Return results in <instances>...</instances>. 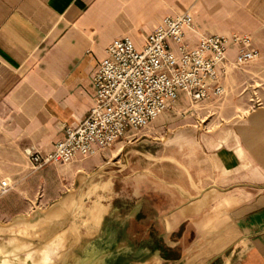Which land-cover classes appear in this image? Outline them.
I'll return each mask as SVG.
<instances>
[{
    "label": "crops",
    "instance_id": "obj_1",
    "mask_svg": "<svg viewBox=\"0 0 264 264\" xmlns=\"http://www.w3.org/2000/svg\"><path fill=\"white\" fill-rule=\"evenodd\" d=\"M187 12L193 43L248 35L262 57L232 66L221 97L192 105L182 95L176 120L153 122V140H122L96 156L35 170L25 150L51 151L67 127L86 119L113 40L128 36L142 48L164 18ZM236 55L232 44L231 63ZM248 66L256 84L244 97L232 82ZM263 68L264 0H0V178L33 211L59 210L60 194L77 187L114 217L105 199L119 197L117 184L129 189L136 204L124 214L129 223L118 225L135 227L125 236L137 240L136 264H264Z\"/></svg>",
    "mask_w": 264,
    "mask_h": 264
},
{
    "label": "built area",
    "instance_id": "obj_2",
    "mask_svg": "<svg viewBox=\"0 0 264 264\" xmlns=\"http://www.w3.org/2000/svg\"><path fill=\"white\" fill-rule=\"evenodd\" d=\"M192 26L193 16L187 12L164 18L142 48L128 36L113 40L94 76L97 95L88 116L78 127H67L51 151L27 148L32 167L40 170L69 164L78 157L96 156L119 141L136 139L173 109L182 95L192 105L212 95L223 96L221 79L229 69L262 56L248 35H203L193 43L187 37ZM232 44L237 45V55L231 63L228 51ZM11 188L8 178H0V194Z\"/></svg>",
    "mask_w": 264,
    "mask_h": 264
},
{
    "label": "rangeland",
    "instance_id": "obj_3",
    "mask_svg": "<svg viewBox=\"0 0 264 264\" xmlns=\"http://www.w3.org/2000/svg\"><path fill=\"white\" fill-rule=\"evenodd\" d=\"M245 69L237 70V72L247 76L236 75L235 80L232 82L234 88L243 91L244 97H246L245 95H250L256 84V82L252 83L248 77L254 70H251L250 66ZM259 72L264 73V68ZM261 77L262 79L259 80L260 83L262 81L264 82V75H261ZM244 97L242 96L238 99L242 101ZM173 110L166 111L162 115L166 116L167 122H169V119L176 120L177 115L173 113ZM184 119L181 116L178 117L179 121ZM156 131L158 130L154 129L153 123L147 129L143 130L138 137L140 141L153 140L155 137H159ZM166 132H168L167 129L163 131V135L168 137V134H165ZM66 174L68 181V170ZM90 183V180L84 181V184L87 186L86 189H88ZM77 185H82L81 181H78ZM117 185L118 192H122L119 197L114 200L108 198L104 201V204H114L116 208L114 217L104 215L103 210L99 208L100 202H94L93 195L80 192V188L77 187L60 194L62 208L59 210L34 209L33 211L27 208V203L21 199L22 195L9 192L4 195L0 194V261L2 259L15 260V255H26V253L32 252L36 257L40 254L39 258H41H37L38 261H41L42 257L47 254L48 256L43 257V259L45 258V263L48 264H86L88 263L87 259L89 256L96 252L93 247L97 245L90 246L87 244L88 242L85 244L84 236L90 234V232L96 233L102 230L104 236L107 238L110 237V241H104L106 246H114L110 254L114 251L122 250L123 248H121L122 245L119 241L113 243L114 237L118 234L122 238L125 233L132 236L134 235L133 231L135 227L133 225H128V227L125 225L124 229H122L118 225V222L126 219V223H129L128 215L125 217L124 214L126 215L133 211L137 197L135 194L129 192V189L124 191L121 185ZM40 195L38 194V199L41 197ZM55 195L57 194L50 193L51 197ZM84 195L85 199L83 197ZM91 210H99L102 212L103 224L97 227L96 225L90 224L91 222L95 224V222L91 221ZM132 244L136 251L138 249L136 245L137 240L135 243L132 241ZM103 246V248L102 246L97 247L103 250L106 247L105 245ZM10 248H14L15 250L9 252L8 249ZM122 252L120 251V253ZM136 252L133 251L135 258L132 257L130 259L129 257L128 259L125 257V261L129 260L130 264H136L138 261ZM125 253L124 251L123 254ZM33 259H29L31 260L29 262L30 264H34L35 261L33 262ZM125 261L122 263L125 264ZM17 262H20V260L17 259ZM122 263L120 262V264Z\"/></svg>",
    "mask_w": 264,
    "mask_h": 264
},
{
    "label": "water",
    "instance_id": "obj_4",
    "mask_svg": "<svg viewBox=\"0 0 264 264\" xmlns=\"http://www.w3.org/2000/svg\"><path fill=\"white\" fill-rule=\"evenodd\" d=\"M109 238L110 237L107 238L106 236H104V233L102 230L101 232H96V233L90 232V234L85 235L84 241H85V244L88 242L87 244L90 246H93L95 244L99 247L102 246V248H103L104 247L103 245L106 246L104 241H106V242L110 241ZM116 241H119L121 243V245H122L121 248H123L122 250H117V251H114L112 254H110L111 250L114 247L113 245H111L109 247L106 246L103 250H100L97 246H95L93 248H94V251H96V252L89 256V258L87 259L88 263H86V264H120V262L122 263L123 261H125L126 258H128V259H129V257H130V259L132 257L135 258V256H134L135 253H133V251L136 252L137 250L136 251L134 250V245L132 244L131 241L127 240L125 234H123L122 238H120L119 235L117 234L114 237L113 243H115ZM8 250H9V252H11L15 249L10 248ZM120 251H123V252L120 253ZM124 251L126 252L125 254H123ZM39 255L40 254H38V256L36 257V255L33 254L32 252L26 253V255H15V260H11V259H4L3 260L2 259L0 261V264H4V262L6 264H30L29 263L31 261V260H29L30 258L31 259L34 258L32 260L33 262L35 261L34 264H48V263H45L46 262V260H44L45 258L43 259V257H47L48 255L47 254L44 255L42 257V260L38 261L37 258H39ZM137 258H138V256H137ZM17 259H19L20 262H17ZM101 259H103V260L101 261ZM125 262H126L125 264H130L129 260H126ZM80 264H82V263H80Z\"/></svg>",
    "mask_w": 264,
    "mask_h": 264
},
{
    "label": "bare ground",
    "instance_id": "obj_5",
    "mask_svg": "<svg viewBox=\"0 0 264 264\" xmlns=\"http://www.w3.org/2000/svg\"><path fill=\"white\" fill-rule=\"evenodd\" d=\"M90 213L91 220L95 222L96 225H99L102 221V212H100L99 210H91ZM4 264L6 263L4 262Z\"/></svg>",
    "mask_w": 264,
    "mask_h": 264
}]
</instances>
